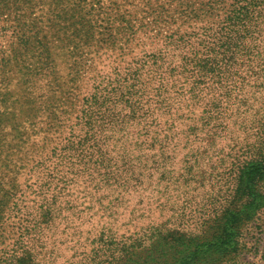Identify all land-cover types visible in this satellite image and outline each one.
<instances>
[{"label":"rangeland","instance_id":"1","mask_svg":"<svg viewBox=\"0 0 264 264\" xmlns=\"http://www.w3.org/2000/svg\"><path fill=\"white\" fill-rule=\"evenodd\" d=\"M164 2L167 0H19L21 25L16 30L26 41L24 46L18 47L21 62L24 61L20 66L30 71L24 81L20 76L22 82H17L19 73L13 74L15 67L11 57L6 58L8 65L5 59L0 60V70L3 66L7 70L3 80L0 73V134L6 142L4 148L8 149L3 156L9 149L15 156L16 127L25 134L29 128L39 133L32 135L20 150L21 154L24 150L28 154L27 166L20 169L15 178L10 172L0 173V189H7L11 184H17L18 188L25 186L28 170L37 159L32 144L37 145L42 137L52 140L53 133L46 131L47 123L59 120L61 126L70 124L81 100L92 96L103 80L112 81V72L158 51L168 60V50L160 41L177 26L181 27L180 31L192 27L181 25L182 14L174 12L172 6ZM153 4H159L162 18L164 15L173 18L167 22L160 18L154 20L149 10L155 6ZM85 5L91 7L88 15ZM13 34L12 29L0 33V47L9 49L6 54L12 48L17 51V47L10 45L15 40ZM257 70V75L246 78L228 98L235 107L225 120L227 139L222 142L199 139L186 146L183 136L166 141L161 135L169 127L178 130L180 135L185 131H194L199 137L205 130L209 133L212 128L209 118L213 113L206 114L205 105L199 104L193 96L188 97L191 95L187 93H183L182 98L188 99L190 104L173 99L157 104L158 108L153 109V116L145 124L155 143H145L139 153L133 151L134 156L141 154L140 159L134 157L133 172L139 175L142 184L138 188L119 190L118 198L122 196L127 201L114 210L115 219L102 218L101 207L105 204H94L85 197L75 209L53 213L65 220H57L45 230L47 247L40 254L38 264H95L96 260H105L110 255L115 257L112 261L115 264H141V256L146 257V261L150 260L149 255L176 257L179 250L184 249L181 240L176 238L166 245L170 232H178L191 240L204 237L207 230L202 228L204 222L212 223L211 218L218 215L220 209L230 206L227 202L234 194L240 166L264 152V140H261L264 134L259 138L260 129L264 128V66ZM152 71L150 68L148 77L141 80L142 88L148 92H152L157 82L150 77ZM188 87L186 84L185 92ZM206 92L199 95L204 97ZM45 95L52 99L50 109L58 117L34 116L27 121L39 112ZM9 132H12L10 136ZM260 188L264 192V181L260 182ZM2 195L0 192V200ZM114 197L116 193L107 200ZM11 214L0 207V232L9 233L14 222ZM238 239L237 253L241 256L237 257V264H264V208L255 222L242 229ZM96 243L99 246L104 243L105 255L103 251H92ZM141 249L144 251L140 252ZM217 257L210 256L209 260L215 261Z\"/></svg>","mask_w":264,"mask_h":264},{"label":"trees","instance_id":"2","mask_svg":"<svg viewBox=\"0 0 264 264\" xmlns=\"http://www.w3.org/2000/svg\"><path fill=\"white\" fill-rule=\"evenodd\" d=\"M18 2L0 1V24L9 21L7 26L0 25V33L8 29L15 31V40L10 45L17 47V51L10 49L9 54H6L8 47H0V60L5 59L8 65L6 58L11 57L15 67L13 74L19 73L17 82H22L30 70L20 66L24 61L21 62L18 47L24 46L26 41L16 30L21 25ZM164 3L182 14L181 25L192 27L180 31L181 27L177 26L160 41L168 50V60L163 52L158 51L134 59L127 68L112 72V81L103 80L95 87L92 96L81 100L70 124L61 126L59 120L47 123L46 131L53 133L54 141L42 137L37 145L32 144L37 159L28 170L25 186L18 188L17 184H11L7 189H0L3 193L0 207L11 211L14 221L9 233L0 232V264H38L40 254L47 247L45 230L55 221L65 220L53 213L75 209L83 203L84 197L94 204H105L101 207L102 218L115 219L114 210L123 207L127 201L122 196L118 198L119 190L138 188L142 184L139 175L133 172L134 157L140 159L141 154L134 156L133 151L139 153L145 143H155L145 124L153 116V109L158 108L157 104L166 103L168 99L190 104L188 99L182 98L183 93H187L191 95L188 97L193 96L199 104L205 105L206 114L213 113L209 118L212 123L209 133L205 130L199 137L194 131H185L180 135L178 130L169 127L161 135L166 141L183 136L182 140L189 146L199 139L211 142L227 139L225 120L233 114L235 107L228 98L246 78L259 73L258 67L264 66V52H260L264 50V0H167ZM153 5L149 10L154 20L160 18L167 22L173 18L172 15L162 18L159 4ZM84 7L88 15L91 7ZM150 68L153 69L150 77L157 79L152 92L143 89L141 84V80L150 74ZM178 69L180 71L176 72ZM6 71L3 66L1 80ZM20 76H23L22 81ZM186 84L190 86L187 92L184 90ZM204 91L207 92L201 97L199 94ZM51 100L45 95L39 112L32 117L27 114L30 117L27 121L34 116L58 117L50 109L53 106ZM239 108L242 110L241 106ZM260 131L261 139L264 128ZM14 132L17 137L15 156L10 149L3 156L4 150L8 149L4 148L6 142L2 141L4 137L0 134V173L10 172L15 178L30 161L25 150L20 153L21 148L39 132L29 128L25 134L18 127ZM261 181H264V152L245 160L240 166L234 196L227 202L230 206L220 209L218 215L211 218L212 223L204 222L202 228H207L204 237L191 240L178 232H170L166 245L171 243L170 239L176 238L181 240L184 249L179 250L176 257L163 258L162 255L152 258L149 255L150 260L146 261V257L141 256V264H237L236 259L241 256L237 252L242 229L255 222L259 211L264 208ZM115 193L116 197L107 200ZM26 197L30 199L26 200ZM101 244L96 243L92 251H103L102 255H105L106 247ZM210 256L218 257L214 261L213 258L209 260ZM113 260L115 257L110 255L94 263L115 264Z\"/></svg>","mask_w":264,"mask_h":264}]
</instances>
